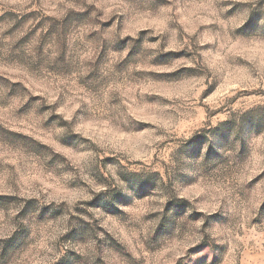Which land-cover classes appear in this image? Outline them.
<instances>
[{
  "label": "rangeland",
  "instance_id": "1",
  "mask_svg": "<svg viewBox=\"0 0 264 264\" xmlns=\"http://www.w3.org/2000/svg\"><path fill=\"white\" fill-rule=\"evenodd\" d=\"M201 219L264 264V0H0V264H208Z\"/></svg>",
  "mask_w": 264,
  "mask_h": 264
},
{
  "label": "clouds",
  "instance_id": "2",
  "mask_svg": "<svg viewBox=\"0 0 264 264\" xmlns=\"http://www.w3.org/2000/svg\"><path fill=\"white\" fill-rule=\"evenodd\" d=\"M213 126H215V121H213ZM209 136H211V133L209 132ZM211 141L208 142L210 144ZM209 147V146H208ZM208 147L204 148V153L208 151ZM182 159L186 162L187 165H189L192 169H198L202 167L206 163L205 155H199L198 158H189L185 155L181 154ZM121 163L123 164L124 161L122 160ZM127 175L128 173L125 172ZM136 177V176H135ZM138 180H143L147 177H136ZM118 183L123 184V190L121 191V194L124 196H132L134 195V190L129 187V185L125 181H118ZM163 186L166 188L167 184L166 182H162ZM99 190V189H98ZM178 191L169 189L168 191H162L161 192V198L158 202L159 204V210L163 211V206L167 204V202L176 197L178 195ZM201 211H208L207 209H200ZM69 211H71L69 209ZM68 217L65 216V219ZM84 219H87L85 216ZM204 224V220L201 219L199 223L192 224L189 228V231L192 233L191 239L194 243H201L203 242L206 244V248L204 249V253L206 254L208 258V264H212V258L214 256L215 246L219 243L223 242V238L227 236H231L232 233L235 231V229L240 227L239 221H237L231 229L227 230H221L217 228H202L201 226ZM101 239L103 237L101 236ZM81 254L85 256V264H88V254L90 250H86L85 248L78 249ZM192 260L197 259V256H193L191 258ZM186 264V262H185Z\"/></svg>",
  "mask_w": 264,
  "mask_h": 264
}]
</instances>
